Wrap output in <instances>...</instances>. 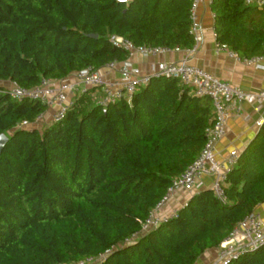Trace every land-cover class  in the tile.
Segmentation results:
<instances>
[{
	"label": "trees",
	"instance_id": "16d2710c",
	"mask_svg": "<svg viewBox=\"0 0 264 264\" xmlns=\"http://www.w3.org/2000/svg\"><path fill=\"white\" fill-rule=\"evenodd\" d=\"M189 0H0V80L22 88L123 62L135 46L191 50ZM215 42L242 60L264 58V9L213 0ZM96 36V38H90ZM46 107L0 89V264H195L264 203V123L224 182L201 190L156 229L143 221L193 162L213 124L210 100L151 77L131 104L77 98L42 129ZM230 264H264V246Z\"/></svg>",
	"mask_w": 264,
	"mask_h": 264
},
{
	"label": "built area",
	"instance_id": "2783aa9c",
	"mask_svg": "<svg viewBox=\"0 0 264 264\" xmlns=\"http://www.w3.org/2000/svg\"><path fill=\"white\" fill-rule=\"evenodd\" d=\"M130 1L116 0L121 4H127ZM189 1V34L194 40V46L187 51L192 54L202 40V25L198 15L199 5L204 2L210 8L213 0ZM244 3L247 6L264 9V0H244ZM210 16L214 21V14L211 13ZM109 41L113 46L126 52L125 61H112L96 70L86 68L70 73L61 80L42 78L38 85L30 89L22 88L15 82L0 80V89L11 99L17 102L26 100L39 102L46 107L45 112L39 114L34 122L23 121L17 124L15 129L40 130L46 125L61 122L75 100L84 94H89L93 104L101 108L117 102H126L130 105L137 87L145 86L151 77L177 80L182 87L190 89L192 95L210 100L213 108V124L205 130V144L199 154L172 181L163 199L140 222V233L156 229L162 223L176 217L179 207L169 205L174 194L182 191L190 197L193 196L201 190L202 178L205 176L213 177L210 189L221 202H224V182L227 174L236 164L239 154L233 151L226 158L218 161L215 157V146L225 133L227 119L232 114H240L243 103L256 110L264 106V90L255 93L245 92L238 86L221 81L203 69L191 65L186 60L158 62L151 76H141L129 63L132 56L155 57L178 51V49L170 50L166 47L147 45L135 46L130 41L116 36L110 37ZM215 51L217 53L226 52L229 56L239 59L235 52L230 51L224 45L216 43ZM261 59L262 57H257L243 60V62L252 65ZM262 246H264V218L254 211L239 222L231 234L218 246L216 258L212 264H230L241 255L254 252Z\"/></svg>",
	"mask_w": 264,
	"mask_h": 264
},
{
	"label": "crops",
	"instance_id": "0c3cea01",
	"mask_svg": "<svg viewBox=\"0 0 264 264\" xmlns=\"http://www.w3.org/2000/svg\"><path fill=\"white\" fill-rule=\"evenodd\" d=\"M210 14V8L202 2L198 8L202 25V40L192 54H189L187 50H178L155 57L134 55L129 59L131 67L138 75L151 76L158 62L169 63L186 60L191 65L203 69L221 81L238 86L245 92L255 93L264 90V58L255 64L248 65L242 59L233 58L226 52L217 53L215 51L213 20ZM263 123L264 106L256 110L243 103L240 114H232L226 121L225 133L215 146L216 160H223L233 151L240 155L255 138ZM212 181L213 177H203L201 190L210 189ZM189 198L188 194L179 191L174 194L169 205L180 208ZM255 211L264 218V203ZM217 248L206 251L195 264H212L216 258Z\"/></svg>",
	"mask_w": 264,
	"mask_h": 264
},
{
	"label": "water",
	"instance_id": "95a60500",
	"mask_svg": "<svg viewBox=\"0 0 264 264\" xmlns=\"http://www.w3.org/2000/svg\"><path fill=\"white\" fill-rule=\"evenodd\" d=\"M90 38H96V36H90ZM7 140H8V137L5 134L0 135V152L3 149Z\"/></svg>",
	"mask_w": 264,
	"mask_h": 264
}]
</instances>
